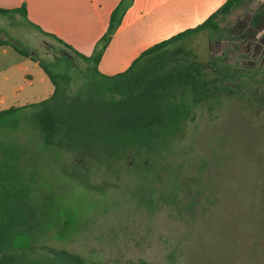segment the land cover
Instances as JSON below:
<instances>
[{"label": "rangeland", "instance_id": "374dc122", "mask_svg": "<svg viewBox=\"0 0 264 264\" xmlns=\"http://www.w3.org/2000/svg\"><path fill=\"white\" fill-rule=\"evenodd\" d=\"M262 4L247 0L218 33L185 40L205 63L217 41L216 54L227 53L220 68L251 77L196 108L183 139L147 159L149 169L141 155L48 153L28 123L9 132L26 143L25 158L39 165L42 191L57 204L55 221L35 243L39 251L66 250L97 264H264V25L247 34L250 10ZM0 30L39 58H53L49 44H58L21 15L0 14ZM76 64L85 66L80 58Z\"/></svg>", "mask_w": 264, "mask_h": 264}, {"label": "trees", "instance_id": "16d2710c", "mask_svg": "<svg viewBox=\"0 0 264 264\" xmlns=\"http://www.w3.org/2000/svg\"><path fill=\"white\" fill-rule=\"evenodd\" d=\"M131 1L122 0L113 10L108 30L91 56L31 23L72 55L53 53L51 60L41 59L0 30V46H10L38 62L54 86L45 100L0 111V264H97L66 250L43 252L35 246L43 227L55 221L57 204L42 191L39 165L32 157L25 158L26 143L10 138L9 132L30 124L52 154L160 158L183 139L187 123L196 119V108L231 92V86H246L251 77L244 69L220 68L217 63L227 53H213L209 62H201L192 44L185 41L205 31L218 33L221 21L247 0H227L202 24L143 51L125 71L102 74L99 63ZM0 12L27 17L25 7ZM261 24L264 4L250 21L255 32ZM77 58L84 68L77 66Z\"/></svg>", "mask_w": 264, "mask_h": 264}, {"label": "crops", "instance_id": "0c3cea01", "mask_svg": "<svg viewBox=\"0 0 264 264\" xmlns=\"http://www.w3.org/2000/svg\"><path fill=\"white\" fill-rule=\"evenodd\" d=\"M121 1L0 0V9L25 7L27 17L20 13L0 14L21 15L31 27L33 23L81 54L91 56ZM226 1L132 0L105 49L99 71L105 75L125 71L143 51L202 24ZM53 92L54 86L38 62L18 54L10 46H0V111L40 102Z\"/></svg>", "mask_w": 264, "mask_h": 264}, {"label": "water", "instance_id": "95a60500", "mask_svg": "<svg viewBox=\"0 0 264 264\" xmlns=\"http://www.w3.org/2000/svg\"><path fill=\"white\" fill-rule=\"evenodd\" d=\"M259 3L257 2L255 5H258ZM256 9L255 6H253L250 10L251 13H254V10ZM219 43L217 41L215 42H212V52L213 53H216L218 52L219 49H216V46L218 45ZM49 47L50 49L56 53V54H61V55H64V56H68V57H71L72 58V55L62 46H59V45H56V44H49Z\"/></svg>", "mask_w": 264, "mask_h": 264}, {"label": "flooded vegetation", "instance_id": "af4514ba", "mask_svg": "<svg viewBox=\"0 0 264 264\" xmlns=\"http://www.w3.org/2000/svg\"><path fill=\"white\" fill-rule=\"evenodd\" d=\"M247 21V20H246ZM251 21V20H250ZM244 25H245V22H244ZM242 29V28H241ZM247 34L250 37H255V29L252 27V26H249V29L247 30ZM145 163L144 164H147V161L145 160L144 161ZM146 169V168H145Z\"/></svg>", "mask_w": 264, "mask_h": 264}]
</instances>
